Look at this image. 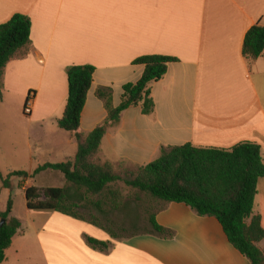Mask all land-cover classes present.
Instances as JSON below:
<instances>
[{
	"label": "crops",
	"instance_id": "obj_1",
	"mask_svg": "<svg viewBox=\"0 0 264 264\" xmlns=\"http://www.w3.org/2000/svg\"><path fill=\"white\" fill-rule=\"evenodd\" d=\"M16 12L30 18L31 44L6 64L0 99V173L27 172L16 192L66 185L56 170L32 175L45 163L73 159L78 149L74 133L58 126L68 93L66 68L94 67L77 129L85 135L107 117L96 90L109 88L112 106L118 105L123 85L143 73L144 65L133 60L148 54L177 60L150 83L152 113L130 106L117 124H108L98 162L113 169L121 162L138 166L158 156L161 146L229 148L240 141L257 143L264 162V53L256 59L242 53L247 30L264 25V0H0V23ZM29 91L34 95L25 123ZM13 192L0 179V212ZM15 208L12 200L20 228L0 264H251L214 216L180 202L162 203L154 212L170 237L152 230L115 233L92 214L27 209V220ZM253 212L264 229V177ZM258 246L264 250V241Z\"/></svg>",
	"mask_w": 264,
	"mask_h": 264
},
{
	"label": "trees",
	"instance_id": "obj_2",
	"mask_svg": "<svg viewBox=\"0 0 264 264\" xmlns=\"http://www.w3.org/2000/svg\"><path fill=\"white\" fill-rule=\"evenodd\" d=\"M30 18L16 12L0 23V99L2 98V75L6 64L31 44ZM244 57L256 59L264 53V25H252L244 35L242 44ZM177 58L160 54L142 55L133 60L144 65L141 77L136 82L123 85L118 105L112 106L111 90L100 87L96 96L103 100L107 111L106 120L87 134L77 132L87 92L92 83L94 67L90 64L70 65L66 68L68 93L58 126L74 133L78 149L73 159L61 163H45L36 168L32 175L46 169L63 174V187L25 189L26 206L30 210H54L63 214L83 218L77 209L92 205L103 212L104 205L110 209L120 204L112 184L123 180L124 184L160 201L180 202L202 216H214L221 224L228 241L246 256L251 264H264V250L258 243L264 241V229L260 216L254 214V198L258 180L264 177V162L260 146L252 141H240L229 148L197 147L191 143L161 146L159 154L150 162L138 165L129 177L122 178L113 167L96 159L99 145L109 123L117 124L121 113L130 106L141 107L143 114L154 109L150 83L161 79L167 63ZM11 176L27 177L25 171H11L0 179L4 187H10ZM95 197V198H94ZM157 208V209H158ZM12 199L9 198L0 219V263L12 237L20 228L18 218L11 215ZM156 211V210H155ZM154 211V212H155ZM150 213L148 222L152 231L170 237L172 231L160 226L155 214ZM113 236V235H112ZM98 247L105 241L90 238Z\"/></svg>",
	"mask_w": 264,
	"mask_h": 264
},
{
	"label": "rangeland",
	"instance_id": "obj_3",
	"mask_svg": "<svg viewBox=\"0 0 264 264\" xmlns=\"http://www.w3.org/2000/svg\"><path fill=\"white\" fill-rule=\"evenodd\" d=\"M22 114L24 117L22 120L27 123L28 115L23 111ZM1 153L3 152L0 148V162H2ZM136 168L137 166L121 162L118 164L117 168L114 169V172L122 178H125L129 177L131 173L136 170ZM19 180V176H11L9 178L10 187L14 191L12 194V200L16 203V214L28 220L27 211L30 209H28L26 203H24L25 196L21 190L20 192H16L17 188H19V186H17ZM112 188L119 195L117 198L120 204L117 208L110 209V204L108 203L104 205V211L98 213L92 205H89L87 208L77 209L79 214L85 216L86 218L90 217L92 214L94 215L93 218L102 225H105L115 233H122L124 235L152 230L148 222V216L158 208L160 201L150 198L143 192L125 185L123 180L113 183Z\"/></svg>",
	"mask_w": 264,
	"mask_h": 264
},
{
	"label": "built area",
	"instance_id": "obj_4",
	"mask_svg": "<svg viewBox=\"0 0 264 264\" xmlns=\"http://www.w3.org/2000/svg\"><path fill=\"white\" fill-rule=\"evenodd\" d=\"M34 93L32 91H29L26 100L23 106V112L27 115L31 113V107H32V98H33Z\"/></svg>",
	"mask_w": 264,
	"mask_h": 264
},
{
	"label": "water",
	"instance_id": "obj_5",
	"mask_svg": "<svg viewBox=\"0 0 264 264\" xmlns=\"http://www.w3.org/2000/svg\"><path fill=\"white\" fill-rule=\"evenodd\" d=\"M4 221H5V219H0V225L2 224V223H4Z\"/></svg>",
	"mask_w": 264,
	"mask_h": 264
}]
</instances>
